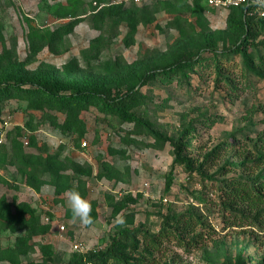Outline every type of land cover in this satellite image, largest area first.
Wrapping results in <instances>:
<instances>
[{"label": "rangeland", "instance_id": "obj_1", "mask_svg": "<svg viewBox=\"0 0 264 264\" xmlns=\"http://www.w3.org/2000/svg\"><path fill=\"white\" fill-rule=\"evenodd\" d=\"M110 5L137 4L0 0V79L29 78L41 70L68 80L77 73L79 79L87 76L116 91L154 74L138 85L141 95L134 109L167 140L155 142L147 130L95 105L80 113L83 135L80 129L63 132L55 121L64 122L66 113L39 96L3 92L0 208L10 211L0 214V264H74L78 254L109 250L115 235L138 242V252L129 255L142 262L126 263L109 253L104 264H264V223L249 224L254 214L241 207L224 209L219 188L220 181L245 173H222V166L245 159L264 132V113L257 110L264 103V78L244 74L239 55L222 58L233 85L217 81L211 60L198 65L187 81L156 76L195 52L212 32L219 36L218 45L231 43V8L205 0H167L139 4L130 17L99 12ZM71 21L77 23L74 30L63 35L60 27ZM15 143L26 153L56 156L58 164L26 168L14 155L20 153ZM177 155L181 160L175 162ZM171 171L173 183L166 189ZM70 189L91 203L93 225L73 222L66 198ZM192 207L206 221L197 227L201 239L187 234L185 240L193 242L185 246L173 233L151 252L145 249L154 234L175 228L174 215ZM117 216L125 220L123 227L115 224ZM125 229L128 237L122 236Z\"/></svg>", "mask_w": 264, "mask_h": 264}, {"label": "trees", "instance_id": "obj_2", "mask_svg": "<svg viewBox=\"0 0 264 264\" xmlns=\"http://www.w3.org/2000/svg\"><path fill=\"white\" fill-rule=\"evenodd\" d=\"M155 2L162 1L155 0L140 5L144 6ZM139 8V4L134 7L110 5L99 10V12H103L105 16L125 15L130 17ZM230 8L227 29L232 40L231 43L224 42L222 46L218 45L217 39L219 36L215 32H212L206 35L204 39H201L195 52L190 51L179 61L164 67L160 72L156 73V76H161L167 80L177 77L180 80L187 81L191 73L197 71L198 65L203 64V61L211 60L215 65L217 81L222 82L225 80L233 85L234 80L224 73L225 67L222 63V58L230 59L234 55H239L244 74H253L259 78H264V39H259L260 33L264 34V15L260 17L259 10L261 8L264 10V7L242 4ZM76 24V21H71L66 25H62L60 29L63 30V35L71 33ZM206 53L212 54V57L208 58L205 55ZM71 76L66 80V76L58 77L57 72L49 74L46 71L40 70V72L29 78L17 77L10 79L12 81L1 78L0 95L6 92L8 95L19 94L26 98L30 96L41 97L47 104L66 113L67 116L64 122L59 123L55 121L56 126L63 132H75L80 129V133L83 135L86 132V126L80 117V113L91 105H95L99 110L107 114L117 115L123 122L133 123L137 128L147 130V134L152 135L155 138V142L161 143L167 140L147 120L141 118L134 109L140 101L141 92L137 88L138 85L142 86L147 83L149 78H152L154 74L141 75L138 81L133 80L129 82L126 90L118 89L116 91H113L109 86L102 85L103 82L99 80H94L87 76L79 79L77 73ZM257 110L264 113V103H261L257 107ZM132 140V142L138 143V139ZM259 140L262 141V145H259ZM237 141L239 142V140ZM256 141L254 150L252 153H247L245 159L228 161L222 166L221 170L222 173L232 170H241L245 173L228 177L220 181L221 185L219 186L222 207L232 210L241 207L245 212H252L254 216L249 218V224H253L255 221L264 223V132L259 135ZM31 144L37 145L35 140H32ZM14 150L20 152L14 153V155L16 159L20 158L26 162V168L30 166L32 169L38 171L45 166L52 167L58 164L56 161L57 157L51 154L44 156L43 153H26L16 143L14 144ZM180 160V157L177 155L175 162ZM172 183L173 173L171 171L167 177L166 189H169ZM198 199L200 201L204 200L201 196H198ZM8 210L10 211L7 208H0V214ZM24 217L25 215H23V219L25 220ZM173 218L176 221L175 228L162 229L160 233L154 234L147 243L146 250L151 252L152 247H159L162 241L173 233L180 244H184L185 246H189L193 242L185 240L184 236L187 234L192 233L194 236L193 240L202 238L203 233L197 231V227H205L206 221L198 208L192 207L186 213L174 215ZM132 222H134V218ZM3 226L2 229L8 228V225ZM128 233L129 229H125V233H122L124 234L122 236L128 237ZM139 247L138 242L131 244L128 241H123L121 235H115L109 250L91 251L85 255L78 254L77 259H74V264H84L86 260L93 261L94 264H104L105 258L109 253L117 259H123L126 263H141V259L133 258L129 255V251L138 252Z\"/></svg>", "mask_w": 264, "mask_h": 264}, {"label": "clouds", "instance_id": "obj_3", "mask_svg": "<svg viewBox=\"0 0 264 264\" xmlns=\"http://www.w3.org/2000/svg\"><path fill=\"white\" fill-rule=\"evenodd\" d=\"M250 6L264 7V0H250ZM67 204L72 214L73 222L79 221V223L88 227L94 224L92 217V205L85 199L79 191L70 189L66 192ZM125 220L121 216L115 218V224L123 227Z\"/></svg>", "mask_w": 264, "mask_h": 264}, {"label": "built area", "instance_id": "obj_4", "mask_svg": "<svg viewBox=\"0 0 264 264\" xmlns=\"http://www.w3.org/2000/svg\"><path fill=\"white\" fill-rule=\"evenodd\" d=\"M136 4H143L152 2L155 0H133ZM160 1H167V0H160ZM208 5L214 6V7H233V6H240L242 4H250V0H206ZM262 9V8H261ZM262 15H264V10L261 12ZM26 144H29V141H25ZM87 144V142H84V145ZM166 200V199H165ZM84 264H94L93 261L86 260Z\"/></svg>", "mask_w": 264, "mask_h": 264}]
</instances>
